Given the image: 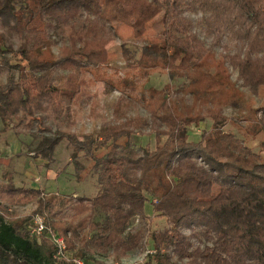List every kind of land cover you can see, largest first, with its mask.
I'll return each instance as SVG.
<instances>
[{
	"label": "trees",
	"instance_id": "1",
	"mask_svg": "<svg viewBox=\"0 0 264 264\" xmlns=\"http://www.w3.org/2000/svg\"><path fill=\"white\" fill-rule=\"evenodd\" d=\"M130 39L142 41L138 56ZM117 40L123 77L110 58ZM155 72L180 83L146 87ZM85 73L120 97L115 120L80 133L67 110ZM260 98L264 0H0L2 131L39 140L34 150L48 163L67 142L76 181L93 172L99 188L64 195L16 186L3 171L0 264H106L147 251L145 264H264ZM133 107L147 115H130ZM208 120L191 138L190 128ZM137 134L155 145L136 143ZM34 201L28 215L13 211ZM36 216L47 225L39 237ZM154 217L165 227L154 228ZM55 236L65 238L70 261L55 258Z\"/></svg>",
	"mask_w": 264,
	"mask_h": 264
},
{
	"label": "rangeland",
	"instance_id": "2",
	"mask_svg": "<svg viewBox=\"0 0 264 264\" xmlns=\"http://www.w3.org/2000/svg\"><path fill=\"white\" fill-rule=\"evenodd\" d=\"M194 19L199 20L202 16L201 13L193 14ZM197 31L202 36V31L200 24H197ZM59 41H61V37L59 35L56 36ZM126 39V38H125ZM124 40V39H123ZM120 40L113 41L109 47L113 52L110 56L113 63L119 69V75L124 76L128 68L125 65L122 53H121V45ZM142 41L140 40H129L128 46L136 52L137 56L139 55V51L141 48ZM233 46L234 44L231 43ZM59 51L58 48L55 49L57 53ZM114 67V66H113ZM116 68V67H115ZM113 69L110 70L112 72ZM115 71V69H114ZM65 71H59L57 73L60 76L61 73ZM236 76V74L234 75ZM86 85L84 86L83 93L75 99V101L68 103V119H75L76 121V129L81 133L84 130L91 131L95 129L100 124L109 121L115 120L116 114L114 111V107L116 102L119 100L120 93L112 90L105 82L103 81H94L93 77L90 73H85L83 75ZM168 82L180 83L179 80H174L170 77L168 73L164 72H155L149 76V80L146 84V87H157L162 88ZM264 98H260L259 102H263ZM130 115L142 114L147 115V112L142 108L133 107L128 110ZM212 125V121L202 122L199 126H193L190 128L191 138H198V135L201 134L202 130L205 128H209ZM3 122L0 119V157H7L5 161H3L2 165H0V175L3 174V171H7L8 169L13 173V181L16 186L21 187H41L46 188L47 190L55 189L58 187L60 182L64 180L68 182L69 185H74V192H68L64 195L71 194H79L86 196H94L98 192V184L96 180V175L93 172H89L86 174L85 178L78 182L75 178V167L72 160L73 148L67 143L62 142L58 147L57 151L54 154V159L49 163L51 166L52 172H55L57 176L48 177L47 176V167L48 165H44L39 159L36 151L34 150L37 145V139H34L30 135L26 134H9L12 137V142L14 145H10L7 143L8 132L2 131ZM226 129L235 130V128L228 123L226 125ZM236 131V130H235ZM239 135V133H238ZM135 142L140 144H146L147 142L155 145V139L148 136H141L137 134L135 136ZM16 144V145H15ZM248 145L259 149V142L257 140L248 141ZM11 154V157H8L7 154ZM47 161V160H42ZM83 162L87 164V161L83 158ZM59 171H62V177L58 175ZM31 177L32 180H27V178ZM38 178V180H35ZM38 181V182H37ZM44 188V189H45ZM36 206V201L33 203L22 204L15 206L13 211L19 216H25L30 214ZM146 212L151 213L152 207L151 203H146ZM152 226L157 229H162L166 225V220L160 217L152 218ZM68 254H70L68 252ZM142 254L139 255L141 257Z\"/></svg>",
	"mask_w": 264,
	"mask_h": 264
},
{
	"label": "built area",
	"instance_id": "3",
	"mask_svg": "<svg viewBox=\"0 0 264 264\" xmlns=\"http://www.w3.org/2000/svg\"><path fill=\"white\" fill-rule=\"evenodd\" d=\"M47 229V225L45 223V220L42 216H36L34 217L33 219V226L31 228V234L34 236V237H39L41 236L45 230ZM54 243L57 247V251H56V254H55V258L56 259H65L67 261H70L71 260V256L70 254H68V249H67V243H66V240L63 236H55L54 237ZM149 252H153V251H147L145 252L141 258L139 259H136L134 261H119V262H108L107 264H145V261H144V257L147 253ZM72 262H74L75 264H86L85 261L81 258H74L72 259Z\"/></svg>",
	"mask_w": 264,
	"mask_h": 264
},
{
	"label": "crops",
	"instance_id": "4",
	"mask_svg": "<svg viewBox=\"0 0 264 264\" xmlns=\"http://www.w3.org/2000/svg\"><path fill=\"white\" fill-rule=\"evenodd\" d=\"M14 132L12 131V130H9L8 131V138H7V143H9L10 145H14L13 143H11L12 142V137L11 136H9V134H12V135H14L13 134ZM16 145V144H15ZM9 155V156H8ZM7 156L8 157H11L12 155L11 154H7ZM2 158H4V159H7V157L5 158V157H2ZM39 159H42V158H39ZM44 159V158H43ZM42 159V160H43ZM42 160H40L44 165H48V167H47V176L48 177H52L51 175H53V176H57V174L55 173V172H52V169H51V166H49V163H48V161H42ZM44 160H46V159H44ZM8 172H11L12 173V171L11 170H9L8 169ZM62 171H59V173H58V175H60L61 177L63 176L62 174ZM12 175H13V173H12ZM53 178V177H52ZM27 180H32V178L31 177H29V178H27ZM35 180H38V178H36ZM38 182V181H37ZM68 184V182L67 181H63V182H60L59 183V185H58V187L57 188H55V189H50V190H47L45 187V189H46V191H55V192H58V193H60V194H66V193H68V192H74V190H75V187H74V185L72 186V185H67ZM33 188V187H32ZM35 188H39V187H35ZM74 195H77L76 193H74ZM143 255V254H142ZM139 258H141V257H139V255H132V256H128V257H126V258H124L123 260L124 261H128V262H130V261H134V260H136V259H139ZM112 260L110 259V260H108L107 262H106V264L108 263V262H111Z\"/></svg>",
	"mask_w": 264,
	"mask_h": 264
}]
</instances>
